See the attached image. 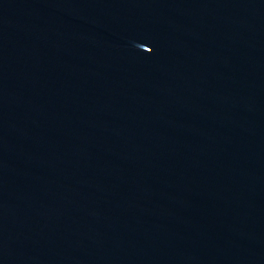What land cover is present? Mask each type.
I'll return each mask as SVG.
<instances>
[{
	"label": "water",
	"instance_id": "obj_1",
	"mask_svg": "<svg viewBox=\"0 0 264 264\" xmlns=\"http://www.w3.org/2000/svg\"><path fill=\"white\" fill-rule=\"evenodd\" d=\"M0 264H264V0H0Z\"/></svg>",
	"mask_w": 264,
	"mask_h": 264
}]
</instances>
